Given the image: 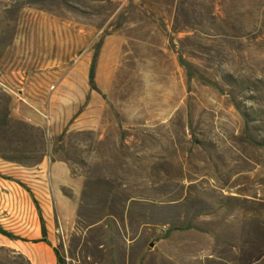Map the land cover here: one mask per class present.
Masks as SVG:
<instances>
[{
	"label": "rangeland",
	"instance_id": "obj_1",
	"mask_svg": "<svg viewBox=\"0 0 264 264\" xmlns=\"http://www.w3.org/2000/svg\"><path fill=\"white\" fill-rule=\"evenodd\" d=\"M0 176L43 183L66 264L207 220L264 243V0H0ZM0 264L32 263L0 238Z\"/></svg>",
	"mask_w": 264,
	"mask_h": 264
},
{
	"label": "crops",
	"instance_id": "obj_2",
	"mask_svg": "<svg viewBox=\"0 0 264 264\" xmlns=\"http://www.w3.org/2000/svg\"><path fill=\"white\" fill-rule=\"evenodd\" d=\"M22 183L25 184L0 176V226L19 240L2 235L0 238L7 247L25 254L32 264H44L45 253L52 260L54 251L42 242L43 183L40 187L34 186L31 192ZM204 222L179 237L172 235L151 243L153 246L150 245L144 264H264V243L258 242L256 228Z\"/></svg>",
	"mask_w": 264,
	"mask_h": 264
},
{
	"label": "trees",
	"instance_id": "obj_3",
	"mask_svg": "<svg viewBox=\"0 0 264 264\" xmlns=\"http://www.w3.org/2000/svg\"><path fill=\"white\" fill-rule=\"evenodd\" d=\"M119 24L121 25V22ZM100 48H101V45L98 46V48L96 50V53L94 55V59H93V62L91 64L90 71H89V81H88V85H89L90 90L92 92H96L98 94H101V92L98 89L97 83H96V63H97V58H98V55H99ZM179 60H180V64L182 65V67L186 71V74L188 76V81L191 82L192 79H193L194 69L183 59V57L180 56ZM39 211H40V209H39ZM41 223H42V230H43V240H42V242L44 244H46L47 246L51 247V244L48 241V231H47L45 222H44V220L42 218H41ZM0 235H2L3 237L8 238L10 240H19L18 237H16L13 234L5 231L1 226H0ZM53 251H54V254H55L56 259H57V264H66L65 260L59 255L58 251L56 249H54Z\"/></svg>",
	"mask_w": 264,
	"mask_h": 264
},
{
	"label": "water",
	"instance_id": "obj_4",
	"mask_svg": "<svg viewBox=\"0 0 264 264\" xmlns=\"http://www.w3.org/2000/svg\"><path fill=\"white\" fill-rule=\"evenodd\" d=\"M151 246H153V245H151Z\"/></svg>",
	"mask_w": 264,
	"mask_h": 264
}]
</instances>
